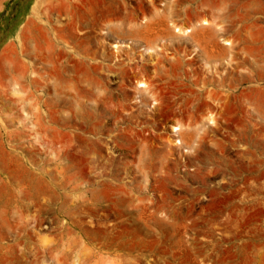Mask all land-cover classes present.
<instances>
[{"label": "rangeland", "instance_id": "rangeland-1", "mask_svg": "<svg viewBox=\"0 0 264 264\" xmlns=\"http://www.w3.org/2000/svg\"><path fill=\"white\" fill-rule=\"evenodd\" d=\"M102 1L0 0V264H264V77L246 79L264 69V0H241L233 19L246 38L233 44L241 59L203 68L200 49L186 44L175 59L155 57L163 76L141 51L158 54V36L131 44L103 39L106 24L86 25ZM59 7L68 11L57 16ZM194 11L171 20H211ZM40 76L68 95L97 91L101 103L53 113L38 102ZM139 80L151 89L138 91L145 106L133 102ZM175 124L184 149L171 144Z\"/></svg>", "mask_w": 264, "mask_h": 264}, {"label": "bare ground", "instance_id": "bare-ground-1", "mask_svg": "<svg viewBox=\"0 0 264 264\" xmlns=\"http://www.w3.org/2000/svg\"><path fill=\"white\" fill-rule=\"evenodd\" d=\"M247 1H251V0H247ZM133 3H134V6L132 8L128 9V6L126 5L125 0L102 1L100 4V7L96 11V13H92L90 11L87 12L85 15L88 17V19L87 20L83 19V20L86 23V25H89V27H91V28L100 27L102 24L108 25L109 27L107 26L108 27L107 29H101V27L99 28L100 35L103 37V39L108 37L109 35H115L116 40H118V41L126 38L127 41L131 42V44L132 43L137 44V43H142V42H144L145 44H149V43L154 42L155 37L158 36L160 41L166 42V44H164L162 47L157 49L159 51L158 54H156V51L150 47L141 48L142 49L141 51L143 52V54L147 53L148 57H151V61H152L151 67H152L154 75H158V76L162 75V74H158V73L161 72V70L164 66L163 65L164 63H161L163 61L161 60V62H160V60L155 59V57L159 56L162 59L166 60L167 59L166 53H167V51H169L170 52L169 53L170 58L175 59L176 56H178L180 54H184L185 49L182 46L186 45V44H189L192 46L195 45L196 47H198V49H200L199 51H201V53H202V56H200V59H201L203 68L208 67V65H209L208 61L210 59H216V60H219L221 62H226V63L233 61L237 57H239L241 59L242 55L239 54L242 52L241 50L239 52H236V53L233 52L234 42H236L237 44H241L246 39L245 37H243V35L239 29L233 28V25H234L233 19L238 18L240 15V14H238V10H240L241 0H133ZM157 3L159 4V6L157 5ZM244 3H245V1H244ZM182 4H184V6H185L184 8L180 6ZM244 5H246L247 8H250V6H251V4H244ZM179 7L183 8V9L181 10ZM74 8L75 9H81L80 5H74L73 9ZM197 9L204 11V13L206 12V14H208V16L211 18V20L210 21L206 20V19H204L205 17L203 19L196 20L195 22H191L189 20L190 21L189 26L176 25V24H174L173 20H171L172 18H177V17L179 18L181 15H187L190 12L197 10ZM67 11H68V9L64 10L63 7H59V9L56 8L52 12L56 13L57 16H60V14L62 12L66 13ZM194 15L195 14H193L192 16H194ZM245 15L248 16L249 14L246 13ZM196 18L197 17H195V19ZM84 22L82 21V23H84ZM224 23H229V25L224 27V26H222V24H224ZM76 24H78V23H76ZM73 26H74V24L69 25L67 27V30L68 31L72 30V28H74ZM87 28H88V26H87ZM53 30L56 33V40H59L61 43L65 44V45L68 44L64 39V35H62V33H61L64 31V29L59 30L58 28L55 27ZM229 31L232 34V40H228V39L220 40L221 35H223L226 32H229ZM218 40H220L223 47H227V48L224 49V48L219 47L218 46V42H219ZM112 46L114 49L119 48V46L116 44H113ZM121 46L123 48L130 49V45H128V44L121 45ZM51 48H52V45H51ZM192 48H194V47H192ZM151 53H153L154 55L151 56ZM192 57H194V56H192ZM78 62L80 64H82L81 60ZM171 62H173V61H171ZM180 62H182V61H180ZM190 62H191V60H190ZM174 63H176V62L174 61ZM185 63L186 64L184 65L185 66L184 68L189 69L190 64L187 62H185ZM242 64L243 65L247 64V62L242 60ZM169 65H171V64H169ZM172 65H174V64H172ZM238 65L239 64L237 63L236 67ZM181 66H183V65H181V63H179L177 65L176 69L180 70ZM170 68L173 69V67H170ZM65 69L66 68H64V65H63L61 67V70L65 71ZM172 71H171V73L174 72V71L173 72ZM167 72H169V71H167ZM180 72H183V71H180ZM163 73H165V72H163ZM171 73H170V75L169 74H166V75L171 76ZM50 74H51V72L48 73V77L50 76ZM186 74H187V72H186ZM177 76H179V75L177 74ZM189 77H191V76H189ZM261 77H264V69H260V70L253 69L252 71H248L246 79L249 82L250 81L252 82L253 78H256V79L259 78L260 79ZM40 79L42 80V83L37 82L38 80L36 81L35 79L32 80V84L34 85V87H37V89L39 88L40 89V90L38 89L39 91L42 90V92L44 94L43 98L38 99V102H40L46 108L53 110V113L57 114L58 112L59 113L62 112V109H64V108L69 109L71 107L72 108L77 107L80 110H82L85 106V103H88V105L91 104L93 107H95V106L97 107V104L101 103V101L99 100L100 96H98V94H96L97 93L96 90H98L97 86H95L93 88V90L95 89V91H96L95 94H93L91 92L92 89H89L85 93L78 92V90L77 91L74 90V92H72L73 95H70V94L68 95L62 91L63 90L62 86L56 79H55V81H53V83H51V81H49V79H42L41 76H40ZM246 79H245V81H246ZM219 80H221V81L224 80L223 76H219ZM210 82L208 85H210ZM67 86H69V85H67ZM71 86H72V84H71ZM148 86L146 85V82L144 83V81L139 80V81L135 82L134 89H135L136 93L133 97L134 103H138L141 106H145L143 104L144 100H140L138 98V91L142 88V90L143 89L144 90L141 93H144V91L146 89H149ZM196 86H198V85L196 84ZM220 86H223V85L220 84ZM73 87H74V85H73ZM206 87H207V85H206ZM149 90H151V89H149ZM24 91H25L24 86L20 85V87H19V94L20 95L18 98V100L20 102L23 101L24 96L22 94L25 93ZM70 91H72V88ZM150 95H151V97H153L154 96L153 92H151ZM154 100L155 99H153V102L157 103V101L156 100L154 101ZM91 105H89V107ZM77 108L75 110H77ZM95 109H94V111H96ZM71 116H73V115L71 114ZM132 119H134V118L132 117ZM116 121H117V119H116ZM136 121H138V120H136ZM37 122H38V124L37 123L36 124L38 126L43 125L42 121L38 120ZM99 122L100 121H98L97 123H99ZM190 122H192V121H190ZM47 123H50L53 125H61V126H69V125L78 124L84 128H86L87 126L90 127L89 126L90 120H87L84 117H81L77 120L69 119V117H67L66 119L51 117L49 121L47 120ZM206 123H208L209 125H214V119H213V117H211V114L206 118ZM215 125H216V123H215ZM180 126L181 125H179V124H175V125L170 127L171 133H172L173 137L175 138L174 140H172L171 144L173 147H176V148H180L182 145L185 144L184 140L182 138H180V135H179ZM188 126H191V125H188ZM189 137H190V139H192L191 134ZM181 148H183V147H181ZM186 152H188L187 149H186L185 153Z\"/></svg>", "mask_w": 264, "mask_h": 264}]
</instances>
